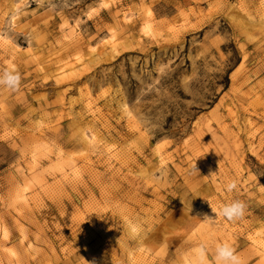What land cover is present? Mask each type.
<instances>
[{
  "label": "rangeland",
  "instance_id": "1",
  "mask_svg": "<svg viewBox=\"0 0 264 264\" xmlns=\"http://www.w3.org/2000/svg\"><path fill=\"white\" fill-rule=\"evenodd\" d=\"M8 69L0 264H264V0H0Z\"/></svg>",
  "mask_w": 264,
  "mask_h": 264
},
{
  "label": "clouds",
  "instance_id": "2",
  "mask_svg": "<svg viewBox=\"0 0 264 264\" xmlns=\"http://www.w3.org/2000/svg\"><path fill=\"white\" fill-rule=\"evenodd\" d=\"M21 83V75L14 69H8L0 72V86L9 89H18ZM195 171H198L194 165ZM238 189V182L235 179L230 180L226 184V190L233 192ZM246 204L241 200H232L224 204L220 210L219 215L228 221H234L244 216ZM215 213L216 210L212 209ZM204 220L213 222L214 217L204 215ZM191 264H242L241 257L237 254L235 247L230 243H217L215 245V252L213 255L209 254L208 245L206 242H201L191 250L190 255Z\"/></svg>",
  "mask_w": 264,
  "mask_h": 264
},
{
  "label": "bare ground",
  "instance_id": "3",
  "mask_svg": "<svg viewBox=\"0 0 264 264\" xmlns=\"http://www.w3.org/2000/svg\"><path fill=\"white\" fill-rule=\"evenodd\" d=\"M10 50L12 51V53H13V51H15V50H13V48L12 47H10ZM17 51V50H16ZM93 145H95V144H93Z\"/></svg>",
  "mask_w": 264,
  "mask_h": 264
}]
</instances>
